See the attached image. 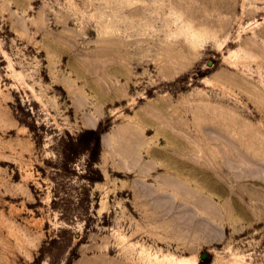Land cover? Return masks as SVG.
I'll use <instances>...</instances> for the list:
<instances>
[{
    "label": "rangeland",
    "instance_id": "obj_1",
    "mask_svg": "<svg viewBox=\"0 0 264 264\" xmlns=\"http://www.w3.org/2000/svg\"><path fill=\"white\" fill-rule=\"evenodd\" d=\"M149 256L264 264V0H0V264Z\"/></svg>",
    "mask_w": 264,
    "mask_h": 264
},
{
    "label": "bare ground",
    "instance_id": "obj_2",
    "mask_svg": "<svg viewBox=\"0 0 264 264\" xmlns=\"http://www.w3.org/2000/svg\"><path fill=\"white\" fill-rule=\"evenodd\" d=\"M190 210H192V209H190ZM195 212H197V211H195ZM192 258H188V257H180L179 258V257H174V256H170V257L167 256V257H164L163 259H160L159 257L155 256V258L152 259V256H149L148 257V264H198L197 259H195V258L192 259Z\"/></svg>",
    "mask_w": 264,
    "mask_h": 264
}]
</instances>
